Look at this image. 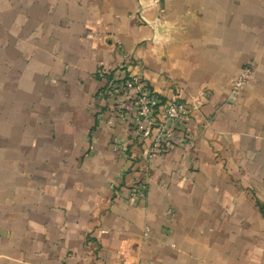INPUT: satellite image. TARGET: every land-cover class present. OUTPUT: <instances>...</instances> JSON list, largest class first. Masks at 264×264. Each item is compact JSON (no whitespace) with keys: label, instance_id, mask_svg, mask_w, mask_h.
<instances>
[{"label":"crops","instance_id":"0c3cea01","mask_svg":"<svg viewBox=\"0 0 264 264\" xmlns=\"http://www.w3.org/2000/svg\"><path fill=\"white\" fill-rule=\"evenodd\" d=\"M124 54L189 109L156 155ZM0 264H264V0H0Z\"/></svg>","mask_w":264,"mask_h":264},{"label":"built area","instance_id":"2783aa9c","mask_svg":"<svg viewBox=\"0 0 264 264\" xmlns=\"http://www.w3.org/2000/svg\"><path fill=\"white\" fill-rule=\"evenodd\" d=\"M132 66L131 56L124 54L123 60L115 67V73L108 78L98 95L112 99L122 118L131 116L134 119L139 137L151 142L149 154L156 155L168 142L171 130L189 118V109L176 97L162 100L148 87L141 72L128 71ZM100 73L107 74L104 70ZM250 73L251 67L244 65L234 80V91L245 85Z\"/></svg>","mask_w":264,"mask_h":264},{"label":"rangeland","instance_id":"374dc122","mask_svg":"<svg viewBox=\"0 0 264 264\" xmlns=\"http://www.w3.org/2000/svg\"><path fill=\"white\" fill-rule=\"evenodd\" d=\"M234 80H235V79H234ZM247 83H248V82H246V83H245V85H247ZM245 85H244V86H245ZM232 86H233V90H234V81H233V84H232ZM244 86H243V87H244ZM243 87L239 88V90H238V91H241ZM234 92H237V91H234Z\"/></svg>","mask_w":264,"mask_h":264}]
</instances>
